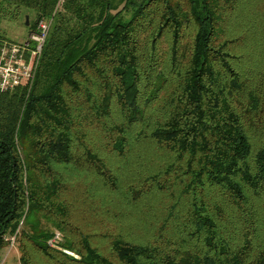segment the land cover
Here are the masks:
<instances>
[{
	"label": "trees",
	"instance_id": "16d2710c",
	"mask_svg": "<svg viewBox=\"0 0 264 264\" xmlns=\"http://www.w3.org/2000/svg\"><path fill=\"white\" fill-rule=\"evenodd\" d=\"M124 1L0 0V17L54 13L31 89L0 92V251L19 234L21 264L30 247L45 264H264V0ZM62 189L115 233L83 229ZM91 189H125L143 219Z\"/></svg>",
	"mask_w": 264,
	"mask_h": 264
},
{
	"label": "rangeland",
	"instance_id": "374dc122",
	"mask_svg": "<svg viewBox=\"0 0 264 264\" xmlns=\"http://www.w3.org/2000/svg\"><path fill=\"white\" fill-rule=\"evenodd\" d=\"M61 1L62 0H59L56 5V8H60ZM124 2V0H115L118 9L123 6ZM9 9L11 10L13 9V7L10 6ZM17 10L18 14L15 16H10L9 14H6L0 17V35L13 41H19L25 38L37 19L36 13L33 9L20 7ZM26 19L28 21L27 24ZM193 34L194 30L192 28H189L183 34V43L187 44V51H189L190 49ZM169 45L170 42L168 40H166L162 44L160 43V46H163L161 48H163L165 51L168 50ZM164 86H166V83L164 84ZM85 190L86 189H62V193L59 194L60 199L62 198L65 201H69L71 203V207L75 205L78 208L77 211H74L73 214H71L72 219L75 221L78 220V224L83 226V229L88 231L111 230L110 232L115 233V231L117 230L116 222H114L111 216H93L89 213H83V211L88 208L89 205L92 203V199H90L89 194H85ZM90 192L94 193L95 195H99L102 199L105 198L104 203L113 206L118 211H121V208L123 207V209H125L124 213L127 214V216L125 215L126 219H137L138 217L143 219L142 212H140L138 203L132 204L128 201V195L125 192V189H91ZM111 196H113L118 202L114 203L110 201V199H112ZM157 199L158 197L154 195L150 200L153 208V210L151 211H154V213L155 211H159L158 205L156 203ZM148 218L156 219V217L152 215H149ZM40 222L43 227H45L51 232L58 230L57 228L53 227L51 222L46 220L45 218H40ZM125 223H127V221ZM23 227L27 228L24 223H21L20 228ZM8 237H11L10 234H8ZM23 243H25V240H21L18 234L16 236V242H14L13 245H10L11 243L6 244V246L3 247L0 251L1 264H21L19 258L22 253L21 246ZM32 248L33 247H30V250L27 252L31 261L34 264H45L44 262H40L39 260V258L42 256L41 259L45 261V259L43 258L44 256L41 255L39 252H35V249Z\"/></svg>",
	"mask_w": 264,
	"mask_h": 264
},
{
	"label": "built area",
	"instance_id": "2783aa9c",
	"mask_svg": "<svg viewBox=\"0 0 264 264\" xmlns=\"http://www.w3.org/2000/svg\"><path fill=\"white\" fill-rule=\"evenodd\" d=\"M53 14L37 18L26 37L19 41L0 36V92H12L16 88L31 89ZM61 241L62 234L55 230L47 239V244L59 248ZM13 243L14 236L10 245Z\"/></svg>",
	"mask_w": 264,
	"mask_h": 264
},
{
	"label": "water",
	"instance_id": "95a60500",
	"mask_svg": "<svg viewBox=\"0 0 264 264\" xmlns=\"http://www.w3.org/2000/svg\"><path fill=\"white\" fill-rule=\"evenodd\" d=\"M28 23L27 19H26V24Z\"/></svg>",
	"mask_w": 264,
	"mask_h": 264
}]
</instances>
